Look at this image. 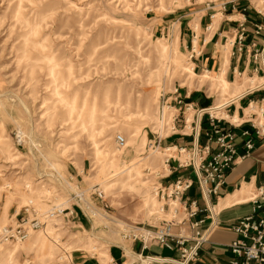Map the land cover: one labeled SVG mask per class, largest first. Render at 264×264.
Masks as SVG:
<instances>
[{
    "label": "rangeland",
    "instance_id": "obj_1",
    "mask_svg": "<svg viewBox=\"0 0 264 264\" xmlns=\"http://www.w3.org/2000/svg\"><path fill=\"white\" fill-rule=\"evenodd\" d=\"M209 1L0 0V236L25 208L89 203L91 217L53 216L24 240L0 239V264H71L76 248L111 264V242L158 225L167 152L150 143L170 133V92L201 88L213 105L234 96L222 78L194 74L179 41L182 15Z\"/></svg>",
    "mask_w": 264,
    "mask_h": 264
},
{
    "label": "crops",
    "instance_id": "obj_2",
    "mask_svg": "<svg viewBox=\"0 0 264 264\" xmlns=\"http://www.w3.org/2000/svg\"><path fill=\"white\" fill-rule=\"evenodd\" d=\"M182 16V21H179V41L188 52L194 50L190 59L194 74H213L214 77L211 76L214 78L213 82L222 78L234 87L231 90L234 96H229L228 100L213 105L208 104L210 95L206 91L203 94L201 88L188 90L179 85L180 95L195 109L210 107V112L212 111L213 115L220 118L219 125L223 130L230 129L235 133V144L239 154L244 152L242 131L250 130L249 137L253 142L250 154L228 171L218 194L211 197L212 205L216 209H214L216 224L209 231L207 241L201 244L198 255L188 263L229 264L232 257L229 243L236 237L232 226L238 218L249 214L252 209V204L247 200L246 191L251 192L257 186L264 187V89H251L257 83H261V73L258 69L253 70L254 64L250 59L251 51L254 48L260 49L264 44V12L261 10V0H216L209 1L206 6L202 5L189 10ZM241 24L245 28L242 46L237 43ZM258 25L261 26V30L256 33L255 29ZM253 43H255L254 46H252ZM205 75L201 80L207 79ZM245 76L250 79V83L244 89L239 82ZM236 83L238 85L234 86ZM204 101L205 104H201ZM189 113L191 116L187 115ZM182 116L188 121H195V111L180 114V118L174 121V130L171 135L168 134L161 140L162 146H188L193 143V136L196 132L192 133V124H184ZM207 120L208 115L204 114L197 132L200 144L205 143V132L210 128ZM212 148H215L214 144ZM179 172L182 173L184 170ZM192 188H194L193 195ZM192 188L189 194L203 206L197 186ZM85 220L79 214L77 222L85 223ZM208 222L209 219H206L203 227ZM115 240L106 250L108 260L112 264H122L128 261L126 257L128 248L135 254L142 252L146 255H159L167 258L178 256L176 248L170 250L150 244L142 251L138 241L120 237ZM69 259L73 264H102L97 253H90L79 248L71 250Z\"/></svg>",
    "mask_w": 264,
    "mask_h": 264
},
{
    "label": "built area",
    "instance_id": "obj_3",
    "mask_svg": "<svg viewBox=\"0 0 264 264\" xmlns=\"http://www.w3.org/2000/svg\"><path fill=\"white\" fill-rule=\"evenodd\" d=\"M240 32L237 35L238 45H243L245 28L241 24ZM261 26H256L255 32L258 33ZM255 43L252 44L254 46ZM194 50L189 51L191 59ZM251 62L254 64V71L257 69L261 73V83H257L251 89H264V44L260 49L254 48L250 55ZM172 105L166 100V107L174 108L171 134L174 130V121L183 112L195 111V121H188L183 117L184 124L190 123L193 136V143L190 145H161L163 137L168 134L157 136L152 139L150 146L161 147L167 152L164 158V165L168 172L161 176L163 179L155 187V195L161 203L159 211L163 214L159 218L158 225L133 226L131 231L122 234V238L131 241H138L142 251L150 244L159 245L170 250L177 249L178 256L173 258L162 257L159 255H146L142 252L136 254L133 260L141 263L142 258H148L149 264L156 262L159 264H188L198 255V250L202 243L207 241L209 231L215 226V210L212 206L213 195H217L219 189L225 181L229 170L242 158L250 154L253 142L250 130L241 132L243 136L244 152L239 154L235 144V133L230 129H225L219 125L220 118L213 115L209 109L193 108L192 104L185 101L180 95L179 86L170 92ZM168 102V104H167ZM204 114L208 115L209 129L205 132V143H198V129ZM255 127V126H253ZM258 133V129L256 128ZM116 144L120 147L125 146L126 142L122 135H116ZM212 144L215 148H212ZM180 170L184 172L180 173ZM176 173V175L174 174ZM174 174V176H173ZM173 176V177H172ZM197 186L203 202L201 206L198 200L189 194L190 189ZM98 199L104 200V192L97 187L94 192ZM82 193H76L74 198L80 201L83 199ZM247 200L252 204L251 212L238 218L232 226L236 237L229 243L232 257L229 264H264V187L257 186L251 190ZM73 207H54L43 212L31 208H25L26 216L14 221L8 227L2 229L0 239L4 241H21L26 238L30 231L41 229L45 226L46 219L62 215L67 223L74 226H81L77 222L79 214L84 219L91 218L89 213V203L82 207L74 203ZM75 207V208H74ZM79 212V213H78ZM209 222L205 227V220ZM128 258V256H126ZM112 264V262H110ZM71 264L72 261H71ZM122 264H133L132 259Z\"/></svg>",
    "mask_w": 264,
    "mask_h": 264
},
{
    "label": "bare ground",
    "instance_id": "obj_4",
    "mask_svg": "<svg viewBox=\"0 0 264 264\" xmlns=\"http://www.w3.org/2000/svg\"><path fill=\"white\" fill-rule=\"evenodd\" d=\"M224 82H225V81H223V83H224ZM225 84H227V83L225 82L224 85H225ZM232 120H233V119H232ZM235 122H236V121H235ZM256 125H257V124H256ZM261 125H262V124H261ZM263 131H264V130H263ZM125 145H126V144H125ZM120 148H123V147H120ZM152 203H153V200H152V202H149L148 205H150V204H152ZM212 206H213V205H212ZM213 208L215 209L214 206H213ZM148 209H149V211H150V213H149L150 215H152L153 213H154L153 215H155V216L157 215L156 212H154L153 205H152L151 207H148ZM215 210H216V209H215ZM157 212H158V210H157ZM153 215H152V216H153ZM134 226H135V225H134ZM132 227H133V226H132ZM4 229H5V228H4ZM3 239H4V238H3ZM126 253H127L128 258L132 259V263H133V264H138V263H137L138 261L133 260V257L136 256L135 253H132V252L129 250V248L127 249ZM129 254H131L133 257H131ZM140 261H141L142 264H149V262H150V260H149L148 258H142Z\"/></svg>",
    "mask_w": 264,
    "mask_h": 264
}]
</instances>
